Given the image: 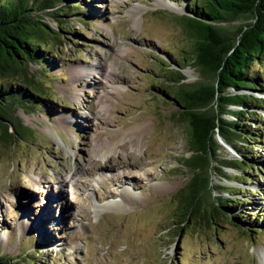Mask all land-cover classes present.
I'll list each match as a JSON object with an SVG mask.
<instances>
[{
  "label": "rangeland",
  "instance_id": "1",
  "mask_svg": "<svg viewBox=\"0 0 264 264\" xmlns=\"http://www.w3.org/2000/svg\"><path fill=\"white\" fill-rule=\"evenodd\" d=\"M85 2L79 13L95 18L70 21L82 38L68 36L46 83L55 106L18 109L33 138L0 151V254L16 257L31 241L24 264H264V232L248 237L216 216L213 225L205 210L206 225L177 232L174 194L193 175L183 161L191 152L180 109L160 84L166 66L186 84L200 81L179 24L186 14L171 0ZM219 144L217 161L236 157ZM217 161L212 201L231 188L248 193L250 214L264 211V176L246 172L257 183H239V171Z\"/></svg>",
  "mask_w": 264,
  "mask_h": 264
},
{
  "label": "trees",
  "instance_id": "2",
  "mask_svg": "<svg viewBox=\"0 0 264 264\" xmlns=\"http://www.w3.org/2000/svg\"><path fill=\"white\" fill-rule=\"evenodd\" d=\"M171 1L186 14L179 16V24L192 40L187 62L200 76L199 82L186 84L181 70L166 66L167 81L160 84V93L165 98L170 94L180 109L191 152V158L183 161L193 175L174 194L177 232L206 225L201 215L205 210L213 225L216 216L248 237L263 233L264 211L250 214L254 208L246 199L248 193L238 192L240 196L229 188L226 198L213 202L210 189L217 187L211 186L209 175L211 162L222 151L221 139L236 157L217 162L239 171V183L246 172L264 176V158L259 153L264 149V0ZM83 4L87 5L85 0H0V151L33 138L17 117L18 109L50 111L55 106L46 83L58 68L56 61L64 55L68 36L82 38L71 32L69 23L79 16L88 22L95 18L91 10L79 13ZM45 18L52 19L54 26ZM31 65L37 69L32 71ZM251 181L257 183L251 179L246 183ZM31 245V241L23 245L16 257L0 254V264H24L23 255L34 256L25 255ZM26 263L34 264L35 259Z\"/></svg>",
  "mask_w": 264,
  "mask_h": 264
},
{
  "label": "bare ground",
  "instance_id": "3",
  "mask_svg": "<svg viewBox=\"0 0 264 264\" xmlns=\"http://www.w3.org/2000/svg\"><path fill=\"white\" fill-rule=\"evenodd\" d=\"M179 10V9H178ZM143 132V130L141 129V128H136V130H135V134H137V136H139V134L140 133H142ZM141 135V134H140ZM131 137V136H130ZM136 140H135V142H134V144H135V146H136V149H138V148H140V138L138 137V138H135ZM121 165V164H120ZM123 165H125V164H123ZM116 180H118V179H116ZM115 180V182H117ZM121 181H123V179L122 180H120V178H119V183L121 182Z\"/></svg>",
  "mask_w": 264,
  "mask_h": 264
},
{
  "label": "water",
  "instance_id": "4",
  "mask_svg": "<svg viewBox=\"0 0 264 264\" xmlns=\"http://www.w3.org/2000/svg\"><path fill=\"white\" fill-rule=\"evenodd\" d=\"M220 142H222L223 144H225L221 139H218ZM226 145V144H225Z\"/></svg>",
  "mask_w": 264,
  "mask_h": 264
}]
</instances>
